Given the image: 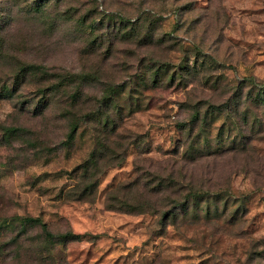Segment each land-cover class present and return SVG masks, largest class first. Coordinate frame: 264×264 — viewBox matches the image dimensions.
Wrapping results in <instances>:
<instances>
[{
	"label": "rangeland",
	"instance_id": "1",
	"mask_svg": "<svg viewBox=\"0 0 264 264\" xmlns=\"http://www.w3.org/2000/svg\"><path fill=\"white\" fill-rule=\"evenodd\" d=\"M259 86L264 0H0V264H264Z\"/></svg>",
	"mask_w": 264,
	"mask_h": 264
},
{
	"label": "trees",
	"instance_id": "2",
	"mask_svg": "<svg viewBox=\"0 0 264 264\" xmlns=\"http://www.w3.org/2000/svg\"><path fill=\"white\" fill-rule=\"evenodd\" d=\"M256 95V99L258 100L259 103L264 105V86H259ZM108 105V104H107ZM109 118L107 117L106 120L103 122V125L106 127L107 123H109ZM112 122V121H111ZM261 125V123H259V126ZM77 130V125L76 124H71L70 126V131L67 134V142H71L74 138L75 132ZM112 136L114 137V130L113 132L110 134H105L103 136V138L98 137V139L100 138L101 140L103 139L104 141H98V146L100 144V148L101 146H104L105 140L107 141L108 138ZM98 147H96V149H94L90 155L88 156V158L82 163V165L80 166L82 168V178H87L88 176L93 177V180L91 179L90 182H88L84 188L81 189V191L79 193H77V188L72 189V191L74 193L77 194H73L72 195V199H83V200H88L90 199V195H92L96 189V187L98 186V178L95 177V170L97 169L98 166V162L99 159L101 157V155H104V152L102 150L97 149ZM188 155H190L192 152H189L187 150ZM94 168L93 173L91 172V169ZM163 179L162 177H158L156 180L158 181L157 184V188L156 191H154V193L157 192H165L168 189H170V192L177 195V193H180V182L178 180V178H173L170 177V182L171 184L166 182L165 183V187L163 185ZM188 184V183H187ZM185 185V184H183ZM187 185H185L186 188ZM189 186V185H188ZM184 188V189H185ZM92 197V196H91ZM186 203H184L183 201H177L175 204V208L177 209H181L183 212H185V208H186ZM105 206L108 209H112V210H118V211H123V212H127V213H142L147 211L146 209H148L149 207H154L151 203H148L147 201H144L142 199H140L139 197L133 198L131 196H129L127 193H121L120 194V188L116 189V190H112L106 198V202H105ZM172 210L169 212V214H171ZM172 216H175V213L172 214ZM26 220L32 224L34 223H38L39 225H41V227L43 228V230L45 231L46 236L48 237V240H51L53 238H57L60 241H69V240H75L78 239L79 237H81V235L79 234H75L72 233L70 231H65L63 233H59V234H53L52 232L48 231L46 228V224L44 222H42V220L38 217H29L26 218Z\"/></svg>",
	"mask_w": 264,
	"mask_h": 264
}]
</instances>
